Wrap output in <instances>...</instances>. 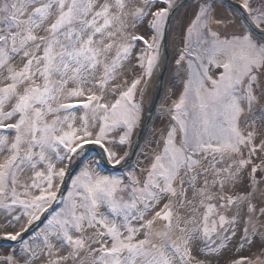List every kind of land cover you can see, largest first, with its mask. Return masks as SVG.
I'll return each mask as SVG.
<instances>
[{"label":"snow or ice","instance_id":"1","mask_svg":"<svg viewBox=\"0 0 264 264\" xmlns=\"http://www.w3.org/2000/svg\"><path fill=\"white\" fill-rule=\"evenodd\" d=\"M222 8L0 0V264H264V0Z\"/></svg>","mask_w":264,"mask_h":264},{"label":"bare ground","instance_id":"2","mask_svg":"<svg viewBox=\"0 0 264 264\" xmlns=\"http://www.w3.org/2000/svg\"><path fill=\"white\" fill-rule=\"evenodd\" d=\"M181 12H183V10H181ZM184 19L186 20L187 18L185 17ZM175 23L176 22L173 21V24H175ZM168 51H169V54L172 55V53L174 52V49L171 46H169ZM173 84L178 86L179 80H178V77L176 76L175 64H171V61H170L168 68H167V71H166V74H165V77H164L163 84H162V91H161L160 97H159L157 105H156V106H158V108L156 109V111L154 112V114L151 117L150 125L152 124V126L153 125L155 127L159 126L161 128H163L164 126L167 125V120L164 119L163 117H161L159 114V106L164 101V96H165L167 89L170 88Z\"/></svg>","mask_w":264,"mask_h":264},{"label":"water","instance_id":"3","mask_svg":"<svg viewBox=\"0 0 264 264\" xmlns=\"http://www.w3.org/2000/svg\"><path fill=\"white\" fill-rule=\"evenodd\" d=\"M223 2L229 5L230 3H232V0H223ZM170 61H171V55L169 54V51H168L167 52L166 62H165V65H164V67L162 69V72L156 74L154 82H153L154 84H156V88L155 89L152 88L154 104L152 106H149L148 104L145 105L146 108L147 107H151V112H150V114H148V119H147V122H146L147 126L145 127V129H143L137 135V139H138L140 144L143 141V139H144V137H145V135L147 133L151 117H152V115H153V113H154V111L156 109V105H157L158 99H159L161 91H162V84H163V81H164V77H165V74H166V71H167V68H168V65H169ZM157 81H158V83H157ZM135 155L136 154L133 153V156L131 157V161L130 162H132L134 160ZM66 187H65V190H66Z\"/></svg>","mask_w":264,"mask_h":264},{"label":"rangeland","instance_id":"4","mask_svg":"<svg viewBox=\"0 0 264 264\" xmlns=\"http://www.w3.org/2000/svg\"><path fill=\"white\" fill-rule=\"evenodd\" d=\"M222 12H223V13H227V12H228V4H226V3H224V2H223ZM174 54H175V52H173L172 55H171V64H175V62H174ZM155 76H156V75H154V77H153V82H154ZM149 88H150V91H152V86H151V85L149 86ZM146 104H147V102H146ZM157 108H158V106H156V109H157ZM156 109H155V111H156ZM155 111H154V112H155ZM153 114H154V113H153ZM166 126H167V125H166ZM166 126H164L163 128H165ZM151 128H152V124H151V125L149 124L148 130H147V133L149 132V130H150ZM155 128L158 129V130H159V129H163V128L159 127V126H156ZM147 133H146L145 137L147 136ZM145 137H144L143 141L141 142V145L144 144V143L146 142ZM149 138H150V137H149ZM135 159H136V155H135L134 160H135ZM134 160H133V161H134ZM66 190H67V187H66ZM66 190H65V191H66Z\"/></svg>","mask_w":264,"mask_h":264}]
</instances>
